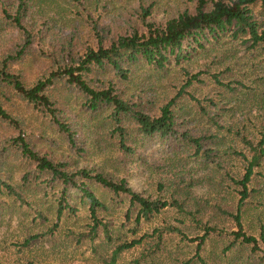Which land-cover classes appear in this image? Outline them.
I'll return each mask as SVG.
<instances>
[{
  "label": "rangeland",
  "instance_id": "obj_1",
  "mask_svg": "<svg viewBox=\"0 0 264 264\" xmlns=\"http://www.w3.org/2000/svg\"><path fill=\"white\" fill-rule=\"evenodd\" d=\"M218 1L235 0H204L202 9L209 11ZM1 2L0 60L5 52L21 51L27 39L24 29L32 31L35 40L14 66L32 83L46 73L78 67L90 50L109 47L118 37L147 35L148 25L163 27L186 12L195 15L202 0H30L22 30L2 20ZM17 4L5 2L11 17ZM254 14L264 31V8L257 5ZM210 41L190 59L173 60L163 73L142 66L128 80L101 76L106 82L114 79L118 91L146 115L159 116L173 103L177 138H135L134 154L119 150L114 128L89 121L83 109L86 99L75 89L67 108L82 121L74 141L51 116L13 100L12 111L25 118L24 129L40 156L54 164L66 163L70 171L90 169L117 184L126 181L136 193L166 206L138 221L139 208L128 194L85 181L104 204L96 208V219L110 236L99 226L92 240L87 235L95 222L80 191H67L65 204L72 209L65 208L60 218L61 184L28 189L29 206L0 193V264H107L119 247L135 240L142 242L119 253L116 264H264V160L253 170L241 208V231L256 243L235 241L240 229L232 217L238 214L241 198L237 183L251 158L240 136L258 142L264 133V47L252 49L230 33ZM0 128L3 137L17 135L5 123L0 122ZM184 133L203 139L211 158L196 156L192 144L183 140ZM7 163L3 177L20 185L24 166L12 157ZM174 200L181 210L171 206ZM211 228L217 232L206 236Z\"/></svg>",
  "mask_w": 264,
  "mask_h": 264
},
{
  "label": "trees",
  "instance_id": "obj_2",
  "mask_svg": "<svg viewBox=\"0 0 264 264\" xmlns=\"http://www.w3.org/2000/svg\"><path fill=\"white\" fill-rule=\"evenodd\" d=\"M2 15L8 19L9 25L24 29V18L27 17L30 0H16L18 4L14 7L15 15L11 17L3 0ZM203 1L195 15L184 13L169 21L165 26L155 28L148 25V34L139 36L118 37L109 47L99 46L98 50H90L78 63V67H64L62 71L46 73L48 76L28 83L25 77L17 71L14 66L18 59L25 54V49L35 40L33 32L24 29L27 36L26 45L21 51L3 54L0 60V122L9 125L15 130V137L1 136L0 128V193L10 197L13 202L20 206H29L26 193L28 189L50 187L53 183L61 184L63 199L59 205L58 218L63 214L65 208L72 209L65 204L67 191H80L82 196L88 199L91 206L94 226L87 236L92 240L97 238V229L102 226L106 237L109 239V230L96 219V208L104 206L96 196L86 187L85 181L96 182L114 194L125 193L131 197V202L139 208L138 221L142 217L149 219L153 213H157L166 206L158 200L145 198L136 193L126 181L117 184L107 180L101 174L90 169H83L78 172L70 171L66 163L54 164L45 156H40L32 148L31 137L25 127V118L16 117L12 111L13 100L17 99L27 107L41 111L53 118L59 130L67 135L71 141L76 140L78 132L76 127L81 126L77 115H70L67 108L72 101L73 89L80 92L86 99L85 112L91 117L90 122H100L101 128H114L118 134V147L122 153L134 154L138 149L135 145V138L139 140H151L155 136L161 138H177L178 116L171 110L173 103L162 108L159 116L152 117L144 114L140 109L132 105L131 97L119 92L113 80H128L136 69L142 66L152 68L155 72L163 73L167 67L175 61L188 60L198 52L199 48L204 49L211 42L210 38L218 40L228 33L232 34L235 40H243L250 43V48L264 47V31H261L258 20L254 14V8L261 5L264 8V0H235L232 3L218 1L214 3L209 11L202 9ZM1 2V0H0ZM2 3V2H1ZM1 23V22H0ZM246 38V39H245ZM18 53L19 57L15 58ZM112 74L114 79L103 80L101 76ZM149 79V77H148ZM65 80V81H63ZM150 80V79H149ZM192 81L188 82V85ZM218 84L226 88L230 85ZM108 113L105 117L104 114ZM75 114V113H74ZM25 116V115H24ZM133 125L132 131L129 129ZM84 126V124H83ZM82 126V127H83ZM91 130V126H86ZM137 134V137H136ZM135 136V137H133ZM184 141H188L195 148V155L210 159L211 150L204 149L203 139L190 136L188 133L181 135ZM242 143L249 149L251 158L243 179L237 183L242 187L238 214L233 215L240 231L234 233L235 241L243 243H256L253 237H247L241 230V208L243 202L248 198V184L254 175V168L261 166L264 160V133L260 141L253 142L244 136H240ZM131 142L129 145L128 143ZM12 157L24 166L25 173L22 183L18 186L10 183L3 177V169L9 164L7 159ZM44 178V179H43ZM53 188V186H51ZM24 190V191H23ZM65 206H63V202ZM171 206L180 210L182 205L174 200ZM137 221V222H138ZM57 225H55V228ZM175 231V229H172ZM217 232L216 229H207V233ZM142 240H135L129 244L119 247L107 264H116L118 254L123 250L133 248Z\"/></svg>",
  "mask_w": 264,
  "mask_h": 264
}]
</instances>
